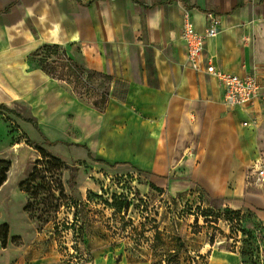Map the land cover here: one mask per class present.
Here are the masks:
<instances>
[{
  "label": "crops",
  "instance_id": "1",
  "mask_svg": "<svg viewBox=\"0 0 264 264\" xmlns=\"http://www.w3.org/2000/svg\"><path fill=\"white\" fill-rule=\"evenodd\" d=\"M186 12L201 34L208 13L220 17L202 70L188 60ZM43 44L65 47L80 67L123 83V96L113 88L104 105L84 101L32 59ZM209 61L262 75L264 0H0V109L14 114L21 132L66 162L70 151L71 162L139 172L175 192L195 186L264 221V190L250 175L264 164V87L253 104L229 107L220 81L205 71ZM39 155L23 140H0V158L12 161L0 190L14 175L15 186L26 179ZM197 253L207 264H245L237 248ZM102 256L97 264H150Z\"/></svg>",
  "mask_w": 264,
  "mask_h": 264
},
{
  "label": "rangeland",
  "instance_id": "2",
  "mask_svg": "<svg viewBox=\"0 0 264 264\" xmlns=\"http://www.w3.org/2000/svg\"><path fill=\"white\" fill-rule=\"evenodd\" d=\"M31 57L86 102L104 105L113 88L123 96V83L80 67L65 47L43 44ZM7 138L15 144L27 136L14 114L0 109V140ZM72 153L63 151V164L45 159L33 182L15 186L14 175L0 190V231L7 234L6 242L0 235V264H97L106 254L150 264H207L197 252L212 247L237 248L245 264H264V221L253 209L211 199L195 186L175 192L139 172L71 162ZM40 159L29 163L28 175Z\"/></svg>",
  "mask_w": 264,
  "mask_h": 264
},
{
  "label": "built area",
  "instance_id": "3",
  "mask_svg": "<svg viewBox=\"0 0 264 264\" xmlns=\"http://www.w3.org/2000/svg\"><path fill=\"white\" fill-rule=\"evenodd\" d=\"M208 17L209 27L204 34H201L195 30L189 13L184 14L183 37L188 48L189 63L196 70H202L206 39L217 35L220 31V17L214 13H208ZM205 71L218 78L224 90V101L229 107L249 106L262 94L264 68L261 76L257 73L240 76L218 69L209 61ZM250 175L254 176L255 183L264 190V164L253 166Z\"/></svg>",
  "mask_w": 264,
  "mask_h": 264
},
{
  "label": "trees",
  "instance_id": "4",
  "mask_svg": "<svg viewBox=\"0 0 264 264\" xmlns=\"http://www.w3.org/2000/svg\"><path fill=\"white\" fill-rule=\"evenodd\" d=\"M26 143L30 146H32L33 148H35L39 154L42 156V159L36 161L35 167L32 169V171L30 172V174L27 176L26 179H24L20 186H24L25 183H27V181L29 182H33L36 179V173L38 171V167L40 165H42L45 161V159H51V163H60L63 164L64 160H62L61 158L53 155L50 151H48L47 148H45L43 145H41L40 143H37L33 140H31L29 137H27L26 139ZM12 167V162L11 161H7L4 159L0 158V188L3 186V184L7 181L8 179V173L10 171ZM4 228H8V225H4ZM0 235H2L1 231H0ZM5 242L7 240V234H3L2 235Z\"/></svg>",
  "mask_w": 264,
  "mask_h": 264
}]
</instances>
